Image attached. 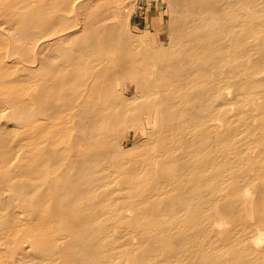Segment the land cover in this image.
<instances>
[{
	"label": "bare ground",
	"instance_id": "1",
	"mask_svg": "<svg viewBox=\"0 0 264 264\" xmlns=\"http://www.w3.org/2000/svg\"><path fill=\"white\" fill-rule=\"evenodd\" d=\"M117 1L0 0L12 32L1 26L0 55L10 47L27 69L13 83V63L0 62V91L18 86L12 110L0 93V264H264V247L251 246L264 230V123L254 153L234 145L228 116L255 86L264 115V0H170L169 43L145 50L121 18L109 21L123 15ZM232 79L243 94L228 97ZM30 83L38 91L27 101ZM140 120L157 125V148L127 161L134 180L106 200L98 166Z\"/></svg>",
	"mask_w": 264,
	"mask_h": 264
},
{
	"label": "rangeland",
	"instance_id": "2",
	"mask_svg": "<svg viewBox=\"0 0 264 264\" xmlns=\"http://www.w3.org/2000/svg\"><path fill=\"white\" fill-rule=\"evenodd\" d=\"M247 1L250 3L252 2V0ZM99 3L100 0H95L96 5H94L98 6L100 5ZM118 8L120 9V11H123V15H120L119 12L118 15H113V17L110 18L109 21H115L118 18L122 19V32L128 35L129 43L134 45L137 50H145L149 47L161 48L168 45L170 34H172L171 15L174 13L170 6V0H118L117 9ZM247 8H251V6H248ZM112 9L113 7L111 6L110 11H112ZM95 10L100 12L103 9L101 6H99L95 7ZM77 17L78 12H76L69 21L74 22L76 21L75 18ZM1 26H3V31L5 32L7 38L12 39V32H10V30H7L4 25H0V28ZM52 54H56L57 57L61 55L59 51H52ZM24 58L25 57L21 54L17 52L14 53L10 49V47H6L1 52L0 62L9 61L13 63L12 71H14L15 73V75H13L14 78H12L13 83L17 82L20 78H23L25 75H27V69L25 66L26 60ZM241 76L243 77L244 82L247 75L244 72H241ZM261 76H264V74L261 73ZM121 83L123 82L119 80H117L115 83V91L118 90L117 94L119 92L121 95H126V97L130 96L132 94V87L129 85V83H127V87H123L124 89H122V87L120 86ZM120 89L121 91H126L121 92ZM15 90L18 92L17 85L14 86L13 84H8L7 86H5L4 90L0 91V93H3L1 95L2 98L7 97V99H4L3 101V107H7L6 111L13 109V107L10 106L11 98L8 99V97L12 96ZM37 91L38 87L30 83L29 88H27L25 91L23 90V98L27 101H31ZM244 91L245 90L243 86H241L240 83L236 81V79H232L229 81V85L227 87L228 97L232 96L234 92L243 94ZM259 92V86H255L252 94H249L248 97H243V102L247 101V104L246 109H243L242 107V110L244 111L248 109L250 111V121L255 127V130L251 131L252 133L247 132L242 125L243 119L248 118V115L244 114L242 110H239V113H237V110L233 104H229L230 111L228 113V116L231 118V120L235 123L237 122V124L239 125V132L234 137V145L237 148L241 147L243 149H246L247 146H253L250 151L252 150L254 153H257L262 146L259 141V137H261L260 130H257V126L259 125V123H264V115L260 113V110L257 108L256 103H254L255 101L257 102V104H259V102H263L261 97L258 98ZM138 102H140L139 99ZM10 119L11 120H9V123L14 124V121L16 120L12 118ZM143 123L144 121L141 122V120L132 122L130 123L132 124V128L130 126H126L125 129L119 130L115 135V150H112L110 156L102 161V163L98 166L97 173L102 178V181L98 184L99 187L96 191L97 193L106 194V200H110L111 190H117L121 187L127 186L129 185L130 181L134 180L133 167L129 163H127V161L139 157L146 150H149V152H154V150L157 148V132L155 131L157 125H155L154 123H151L149 125H147L146 122L145 124ZM220 123H222V120L220 121ZM135 127L136 132L134 133ZM20 131L26 132L27 130L26 128H21ZM229 142L232 143L231 140H229ZM145 169H148L147 166L142 167V170ZM112 195H116V193L113 192ZM250 196L256 199L257 195L255 192V188L250 189ZM102 200L103 199L101 197H97L95 202H99ZM210 211L212 216L218 215L217 213L220 210L217 208L215 202L211 203ZM253 211L249 216H246V219L249 222L253 221ZM223 221H226V223H224L221 228L225 232L231 227V223L227 222L226 219H224ZM224 232L220 233L219 235L222 237L224 235ZM253 243H255L257 246L264 247V230H262L261 233H256L254 235V239L251 241L252 249H255ZM107 246L109 251L114 254L115 258L117 249L112 248L109 243L104 244V248ZM225 247H227V245H225ZM119 248L123 250L124 246L120 245ZM222 249L225 250L223 247ZM115 261L116 259L113 262ZM125 263L126 262L121 261L119 264Z\"/></svg>",
	"mask_w": 264,
	"mask_h": 264
}]
</instances>
